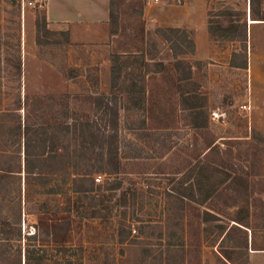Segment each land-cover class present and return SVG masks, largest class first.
I'll use <instances>...</instances> for the list:
<instances>
[{"label": "rangeland", "instance_id": "374dc122", "mask_svg": "<svg viewBox=\"0 0 264 264\" xmlns=\"http://www.w3.org/2000/svg\"><path fill=\"white\" fill-rule=\"evenodd\" d=\"M184 4L116 0L112 36L111 0H0V264H257L264 26L251 42L249 23L264 20V0ZM45 15L55 33L38 44ZM184 19L229 35L194 50V31L172 26ZM116 54L136 98L112 89ZM106 104L117 115L103 118ZM114 118L113 161L65 129Z\"/></svg>", "mask_w": 264, "mask_h": 264}, {"label": "trees", "instance_id": "16d2710c", "mask_svg": "<svg viewBox=\"0 0 264 264\" xmlns=\"http://www.w3.org/2000/svg\"><path fill=\"white\" fill-rule=\"evenodd\" d=\"M116 0H111V11H110V33L112 36H117L119 34V17L116 13V11L114 10V5H115ZM252 3V0H251ZM171 31H178L179 29H170ZM218 30V31H217ZM37 31H38V35H37V43L38 44H43L44 41L42 40L41 37V33L43 31L49 32V34H53L55 32H50L47 29V18L46 15L43 18V22L41 23L40 21L37 22ZM209 32L211 34H215L216 32L218 34H220L221 36H228L229 32L222 28V27H217L216 31L214 30V28L212 27V22H211V26L209 28ZM62 35L66 36L68 39L70 38V32L69 31H64L61 32ZM193 44V48L195 50V42H192ZM130 60H123L122 59V55L120 54H116L114 56L113 59V65H112V89H123V88H127L126 92L129 93V95L131 96V98H136L135 92L136 89L138 87V84L135 82H132L130 85H127L126 80L128 79V77H125V79H123V72L125 70H128L130 68ZM183 63L181 61L176 63V66H181ZM191 73V71H190ZM128 81V80H127ZM201 100H203V96L199 93H193V94H189L187 95V97H185V101L186 102H190L191 103V107L190 109L192 110H198L202 112V108L204 107L203 105H201ZM112 112L113 114L117 115V111H115L114 109H112L109 104H106V108H105V115L103 113V118L107 117V114L109 112ZM203 113V112H202ZM65 129L68 132H72L75 134L76 137L85 140V142H93L95 141L100 142L101 144L99 145L100 148L107 150L108 155L111 157V161H113L114 159H116L117 157V147L114 146L115 141L117 139V130H118V125H117V119L114 118V123L113 124H108L105 125V127L100 128L97 127L94 123H77L74 122L73 124H66L65 125ZM96 143L93 146L96 147ZM118 164H115V169H118ZM238 180V176L234 177L232 180ZM232 183V181H231ZM244 183V182H242ZM246 184V183H245ZM246 187L248 188V184L246 185ZM215 187L214 190L211 189L205 200L209 199L213 192L215 191ZM194 196V194H193ZM195 197V196H194ZM243 208H240L238 210V212H240ZM205 220L206 221H212V220H218L219 217H217L216 215L206 211L205 213ZM236 223H238L239 225H243L244 226V221L242 219H237L234 220Z\"/></svg>", "mask_w": 264, "mask_h": 264}, {"label": "crops", "instance_id": "0c3cea01", "mask_svg": "<svg viewBox=\"0 0 264 264\" xmlns=\"http://www.w3.org/2000/svg\"><path fill=\"white\" fill-rule=\"evenodd\" d=\"M193 0H185V4L182 6V8L186 9V10H190L189 6L192 4ZM207 12L206 9L204 8V15L206 16ZM97 13L94 14V17H97ZM96 20V19H95ZM94 20V23L86 26H89L90 28L88 29L89 32L87 33V35L89 37H92L94 39H96V37L98 36L97 30H96V26L98 23H96V21ZM261 21V23L259 24H250L249 23V29H250V39L252 42V32H254L255 29L261 28L264 25V20H258ZM92 26V27H91ZM172 26L177 27V28H189L192 29L195 33V43L197 46V49H200V40H203L204 45H206L207 42L211 41V34L209 33V29L207 25H200V23L198 24L197 22H194V19H187V20H176V22L174 24H172ZM73 31V30H72ZM74 32H72V37H74ZM252 51V50H251ZM252 56V54H251ZM251 62V60H250ZM261 255H258L256 258V263L257 264H264V251L260 252Z\"/></svg>", "mask_w": 264, "mask_h": 264}, {"label": "bare ground", "instance_id": "6f19581e", "mask_svg": "<svg viewBox=\"0 0 264 264\" xmlns=\"http://www.w3.org/2000/svg\"><path fill=\"white\" fill-rule=\"evenodd\" d=\"M251 23H260V22H257V21H251Z\"/></svg>", "mask_w": 264, "mask_h": 264}, {"label": "built area", "instance_id": "2783aa9c", "mask_svg": "<svg viewBox=\"0 0 264 264\" xmlns=\"http://www.w3.org/2000/svg\"><path fill=\"white\" fill-rule=\"evenodd\" d=\"M244 108H245V109H247V107H246V106H244Z\"/></svg>", "mask_w": 264, "mask_h": 264}]
</instances>
